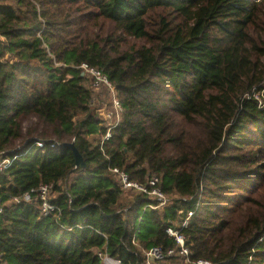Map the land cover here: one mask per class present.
<instances>
[{
    "label": "trees",
    "instance_id": "16d2710c",
    "mask_svg": "<svg viewBox=\"0 0 264 264\" xmlns=\"http://www.w3.org/2000/svg\"><path fill=\"white\" fill-rule=\"evenodd\" d=\"M82 65L124 110L104 143ZM2 152L18 158L0 176V264H138L176 247L168 227L195 260L264 264V0H0ZM114 169L159 177L170 205L146 209ZM41 185L55 212L13 203Z\"/></svg>",
    "mask_w": 264,
    "mask_h": 264
},
{
    "label": "built area",
    "instance_id": "2783aa9c",
    "mask_svg": "<svg viewBox=\"0 0 264 264\" xmlns=\"http://www.w3.org/2000/svg\"><path fill=\"white\" fill-rule=\"evenodd\" d=\"M84 70V75H89L92 78L93 87L101 88L105 86L108 88L109 92L112 95V101L110 104L115 108L116 115L108 114L109 117H106L105 109H100V114L106 120V127L108 128L107 134L103 138L102 143L108 141L112 136V131L119 125L121 117L124 113L120 101L117 99L115 88L109 83L108 79L98 70L90 69L87 65H82L81 67ZM104 110V111H103ZM47 143L42 141H37L35 146L39 148H44ZM50 147H54L53 144L48 143ZM20 148L12 153H16ZM18 156L13 158L8 156L7 153H0V176L3 175L7 169L12 165L13 161L16 160ZM113 172L117 175V179L122 190L128 193L137 194L146 197L147 199L153 200L156 204L147 205L146 209L159 210L164 209L170 205L169 197L161 190L160 188V178L153 175L149 177L147 183H138L132 181L129 176L119 170L114 169ZM52 193V186L41 185L37 189H33L30 192L23 195L21 198L13 200V203H31L39 202L42 209L43 215H49L52 212H55L57 208L50 203ZM199 200L202 198V193L199 194ZM12 203V202H11ZM5 209L0 205V215L4 213ZM180 214H183L181 211ZM195 212H189L181 222V228H186L189 226L191 219L193 218ZM168 236L176 242V247L172 249L165 250L162 247H152L148 250H142V260L138 264H212L208 260H195L193 258V253L186 244V239L181 233V230H178L174 227H168L166 229ZM133 245L138 246L136 239L133 240ZM101 260L103 264H124L123 260L119 257H111L108 254L101 253Z\"/></svg>",
    "mask_w": 264,
    "mask_h": 264
},
{
    "label": "rangeland",
    "instance_id": "374dc122",
    "mask_svg": "<svg viewBox=\"0 0 264 264\" xmlns=\"http://www.w3.org/2000/svg\"><path fill=\"white\" fill-rule=\"evenodd\" d=\"M9 4V3H8ZM132 43H136V45H140V42H134L132 40ZM89 76V75H88ZM92 79L90 76H89V80L85 83L88 87H90L91 89H97L95 90L97 93H99V96H98V101L96 103V106L98 107L99 105L100 106H103L105 105L102 109H105V112H106V117H109L108 114H113L114 116L116 115V112H115V108L110 105V97L109 95L106 93V91L101 87V88H94L93 87V82ZM101 90V91H100ZM100 93H103V94H100ZM104 111V110H103ZM25 126L28 127V122L25 123ZM18 146H21L23 145V142H18L17 144Z\"/></svg>",
    "mask_w": 264,
    "mask_h": 264
},
{
    "label": "water",
    "instance_id": "95a60500",
    "mask_svg": "<svg viewBox=\"0 0 264 264\" xmlns=\"http://www.w3.org/2000/svg\"><path fill=\"white\" fill-rule=\"evenodd\" d=\"M84 75V74H83ZM64 148H68L71 149L73 151V153L75 154L76 157V165L79 166H85L83 157L81 156V154L78 152L76 146L72 143V144H65L63 145Z\"/></svg>",
    "mask_w": 264,
    "mask_h": 264
}]
</instances>
